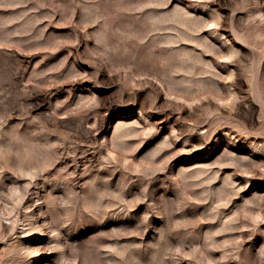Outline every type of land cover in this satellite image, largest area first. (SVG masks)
Listing matches in <instances>:
<instances>
[{
    "label": "rangeland",
    "instance_id": "1",
    "mask_svg": "<svg viewBox=\"0 0 264 264\" xmlns=\"http://www.w3.org/2000/svg\"><path fill=\"white\" fill-rule=\"evenodd\" d=\"M0 264H264V0H0Z\"/></svg>",
    "mask_w": 264,
    "mask_h": 264
}]
</instances>
